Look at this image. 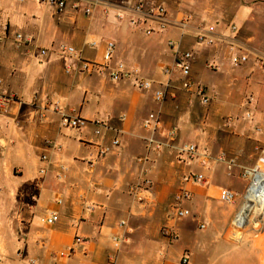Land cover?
Listing matches in <instances>:
<instances>
[{
	"label": "crops",
	"instance_id": "obj_1",
	"mask_svg": "<svg viewBox=\"0 0 264 264\" xmlns=\"http://www.w3.org/2000/svg\"><path fill=\"white\" fill-rule=\"evenodd\" d=\"M74 1L67 0L66 10L59 12L38 0H0V96L15 98L0 111V264H180L184 256L189 264H199V256L202 264H242L243 245L249 246L247 264H264V234L245 239L235 231L245 190L240 170L254 164L255 147L264 145V34L256 28L248 3L90 0L91 14L86 15V3L73 10ZM136 3L163 6V30L144 16L132 26L130 21L138 18L131 10ZM185 14L192 21L181 31ZM209 26L215 27L218 43L196 45V34ZM148 28L155 30L149 36ZM17 34L32 43L18 48ZM108 42L115 44L110 66L123 63L129 72L151 81V91L138 89L132 77L113 83L78 73L74 60L60 52L61 46H71L85 60L103 63ZM229 45L246 54L248 62L233 66ZM190 50L189 80L205 89L208 106L174 69L177 51ZM67 66H72L71 73L65 72ZM155 90L164 92L161 103L153 99ZM151 112L162 120L156 133L143 128ZM64 115L102 121L106 129L96 136L92 124L68 128ZM169 131L176 135L174 142L167 138ZM114 139L118 147L95 161L98 147L110 146ZM183 144L209 154L206 170L196 162L179 161ZM220 154L234 159L233 171L216 161ZM139 158L147 162L139 163ZM191 170L203 172L209 181L186 187L191 204L201 209L188 205L190 216L175 220L174 196ZM143 179L151 181V188L140 203L129 189ZM222 188L238 195L228 209L217 199ZM50 213L58 217L51 227L42 223ZM165 226L177 233L175 242L163 237ZM76 237L82 245L69 258L55 257L71 248ZM115 237L123 239L118 249Z\"/></svg>",
	"mask_w": 264,
	"mask_h": 264
},
{
	"label": "built area",
	"instance_id": "obj_2",
	"mask_svg": "<svg viewBox=\"0 0 264 264\" xmlns=\"http://www.w3.org/2000/svg\"><path fill=\"white\" fill-rule=\"evenodd\" d=\"M40 4L47 5L52 7L59 12H63L67 8V0H38ZM90 0H75L72 4L73 10H79L81 7V3H86V7L83 10V13L86 15L91 14V6L89 4ZM127 3L132 4V0H126ZM132 13L138 17L134 18L130 21L132 26H137L140 24L141 20L139 17H146L147 19H151L158 23L159 29L163 30L165 26V19L167 16V11L163 6H146L142 3H136L132 7ZM192 21V16L189 14H185L181 20L179 21V28L181 31H185L190 22ZM154 29L148 28L145 30V34L147 36L154 33ZM232 32H236L235 27H231ZM195 44L198 46L204 47H212L218 43V40L215 36V27L209 26L205 29H202L200 32L196 34L194 37ZM1 41V39H0ZM16 46L21 48L25 45L32 43L31 39L26 38L20 34L15 36ZM94 47V44L90 45ZM115 50V44L113 42H108L105 49L104 54V62H90L82 58L81 54L71 46H61L60 52L62 55L73 59L76 63V71L81 74H95L102 77H107L111 82L116 83L121 81L123 78L132 77L136 87L143 91H151L153 87V83L149 80H145L141 77H138L136 73L129 72L126 69V66L123 63H116L114 67L110 66V62L112 60L113 54ZM41 55H45L46 52L44 50L40 51ZM229 59L233 66H240L248 62V56L246 54L240 53L233 45H229ZM194 59L193 51H177L174 61V69H176L180 75L185 79V85L187 89H195L197 95L200 97L201 103L205 106L209 105L210 99L206 94L205 89L200 85H194L190 80V70L191 63ZM263 65L264 63L261 62ZM210 69H213V65L208 66ZM73 70L72 66H67L65 68L66 73H71ZM164 73L168 75L170 73L169 69H165ZM133 74V75H132ZM153 99L157 103H161L164 100V92L163 90H155L153 92ZM15 101L13 96L2 97L0 96V111H6L7 107L11 103ZM249 100L246 101V104H250ZM53 108L55 111H60L58 103L53 104ZM245 117L250 119L252 117L251 113L247 112ZM63 123L66 127L72 129L84 128L89 124L94 125L95 131L94 134L96 136H101L102 131L106 129L105 123L102 121H94L93 123L79 119L73 116H63ZM143 128L150 132L156 133L162 128V120L160 118L159 113L151 112L147 115L146 119L143 121ZM175 133L173 131H169L167 134V138L170 142L175 141ZM47 145L54 148L56 151H60V147L56 146L52 142H47ZM119 145V140L114 139L111 142L110 146H101L97 149V156L95 161L105 157L107 154L111 153L113 149L117 148ZM256 159L254 164L251 167L243 168L240 170V178L245 181V190L243 196H241V202L246 204H261V209H264V145L255 147ZM179 161L183 164H192L196 162L199 168L206 170L210 157L206 152H201L197 145L195 144H183L178 147L177 151ZM43 161H47L46 157H42ZM216 161L223 164L225 169L229 172L233 171L235 168V161L232 158H229L225 154H220ZM137 162L144 163L147 162L146 158H139ZM62 170L63 168L60 167ZM40 175H45V170L40 171ZM56 178L58 180L62 179V171H60ZM208 179L203 172L197 171H189L186 173L182 179L183 186L174 196V202L172 205L173 217L175 220H181L190 216V212L184 208L182 205L185 201L191 198V192L186 188L187 185L192 186H202L208 184ZM151 188V181L148 179H143L140 182L132 185L129 189V194L133 197V199L137 202L142 203L144 201V194L148 193ZM217 199L222 204L234 205L238 200V195L229 189H220L218 192ZM60 202V199L58 200ZM58 217L55 213H50L49 215H45L42 219V223L46 226H53ZM237 227L244 226L243 224H238ZM126 225L125 221L119 223L120 228H124ZM242 225V226H241ZM201 228H204L201 226ZM161 233L164 238H166L170 242H175L178 239V235L172 227L165 226L162 228ZM114 247L119 248L123 239L122 237H115L113 239ZM82 245V239L76 237L74 239V243L71 248L54 253L55 257L58 258H69L75 249V247ZM114 262V258L110 259V263ZM180 264H189L188 257H182Z\"/></svg>",
	"mask_w": 264,
	"mask_h": 264
},
{
	"label": "rangeland",
	"instance_id": "obj_3",
	"mask_svg": "<svg viewBox=\"0 0 264 264\" xmlns=\"http://www.w3.org/2000/svg\"><path fill=\"white\" fill-rule=\"evenodd\" d=\"M244 2H247L249 7L253 10V14H254V19L256 22V28L259 30V32H261L262 34H264V0H243ZM195 171V170H193ZM198 172V171H197ZM243 182V184H246L245 181L241 180ZM244 194V193H243ZM242 194V196H243ZM186 203H188L186 205ZM192 197L185 201L183 203V207L187 208V209H191L188 205H191V207L193 206L194 209H201V205H192ZM213 205L216 208L218 203L214 202ZM243 203L240 200V211L242 209ZM222 207L228 209V205H223ZM262 208V207H261ZM258 208L257 211L252 212L251 214H249V217L246 219V221H244V226L242 227H237L235 228L236 233L239 234V236L241 238H256V237H260V235L264 234V209ZM239 211V212H240ZM239 214V213H238ZM238 224H243V222L238 223ZM200 225L202 224H198V229L201 231ZM242 257H243V263L247 261L244 260V257L246 255H244V253L246 254L247 251L249 250V246L248 245H243L242 246ZM201 257L199 256L198 258V263L202 264L203 260L201 261ZM205 263V262H203ZM242 263V264H243Z\"/></svg>",
	"mask_w": 264,
	"mask_h": 264
},
{
	"label": "bare ground",
	"instance_id": "obj_4",
	"mask_svg": "<svg viewBox=\"0 0 264 264\" xmlns=\"http://www.w3.org/2000/svg\"><path fill=\"white\" fill-rule=\"evenodd\" d=\"M258 208H261V204L256 203V204H246L243 203L242 209L240 211V214L237 215L238 217L236 218L237 223H241L246 221V219L249 217V214L252 212H255L258 210Z\"/></svg>",
	"mask_w": 264,
	"mask_h": 264
}]
</instances>
